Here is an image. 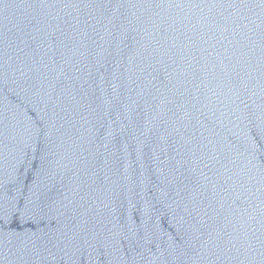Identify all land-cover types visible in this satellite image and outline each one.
<instances>
[{
    "label": "water",
    "instance_id": "1",
    "mask_svg": "<svg viewBox=\"0 0 264 264\" xmlns=\"http://www.w3.org/2000/svg\"><path fill=\"white\" fill-rule=\"evenodd\" d=\"M0 264H264V0H0Z\"/></svg>",
    "mask_w": 264,
    "mask_h": 264
}]
</instances>
